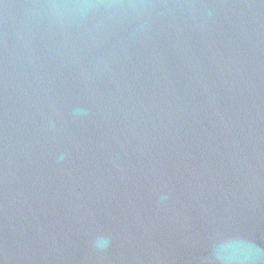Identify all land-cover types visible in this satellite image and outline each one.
I'll list each match as a JSON object with an SVG mask.
<instances>
[{"label":"water","instance_id":"obj_1","mask_svg":"<svg viewBox=\"0 0 264 264\" xmlns=\"http://www.w3.org/2000/svg\"><path fill=\"white\" fill-rule=\"evenodd\" d=\"M0 264H264V0H0Z\"/></svg>","mask_w":264,"mask_h":264}]
</instances>
